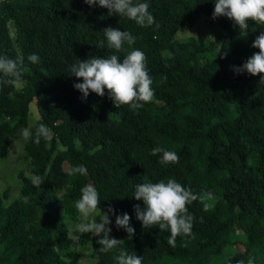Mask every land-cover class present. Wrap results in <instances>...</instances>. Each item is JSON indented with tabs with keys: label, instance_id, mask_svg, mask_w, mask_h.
I'll use <instances>...</instances> for the list:
<instances>
[{
	"label": "trees",
	"instance_id": "trees-1",
	"mask_svg": "<svg viewBox=\"0 0 264 264\" xmlns=\"http://www.w3.org/2000/svg\"><path fill=\"white\" fill-rule=\"evenodd\" d=\"M141 2L149 3L158 28L83 0H0V55L23 56L27 68L22 86L0 87V159L22 128L32 129L33 140L41 123L51 133L39 145L24 141L20 159L28 170L18 173L19 197L8 205L0 197V264H78L67 259L73 249L67 231L80 219L74 201L86 184L99 192L101 214L93 217L100 222L102 211L113 208L111 236L124 240L120 249L142 257V264H264V86L260 76L233 70L259 51L252 44L264 30L250 21L240 32L227 17L213 19L215 0ZM201 16L210 18L214 39H177ZM108 27L131 31L138 37L132 48L146 57L155 94L139 110L116 108L107 90L84 98L74 88L82 83L70 72L78 59L116 54L123 60L130 50L107 48ZM33 53L36 64L27 60ZM33 102L39 119L30 126ZM157 146L179 160L160 164V155H151ZM79 164L87 174L70 175ZM144 175L215 195L207 211L200 201L187 205L195 217L192 233L178 236L174 247L169 231L145 228L136 218L134 205H144L133 194ZM125 213L132 239L115 226ZM98 239L81 234L79 247L96 264H115L113 252H97Z\"/></svg>",
	"mask_w": 264,
	"mask_h": 264
},
{
	"label": "clouds",
	"instance_id": "clouds-1",
	"mask_svg": "<svg viewBox=\"0 0 264 264\" xmlns=\"http://www.w3.org/2000/svg\"><path fill=\"white\" fill-rule=\"evenodd\" d=\"M83 2L93 7L98 4L108 9L109 15L114 13L119 17L127 18L142 28L153 25L159 27L149 11V3L141 2V0H83ZM218 17H227L233 21L240 32L247 31L250 21L264 26V0H215L213 19ZM103 34L108 49L118 53L127 45L130 50L126 52L123 60L116 54L104 58L90 56L86 61L78 59L70 66V72L77 80H82V83L74 84V88L80 91L84 98H87L90 93L104 97L107 90V96L116 108L121 106H127L130 110L143 108L153 99L155 93L144 53L137 48H132L138 37L131 31H121L119 28L112 27L106 28ZM208 38L214 39L211 36ZM104 46L105 41L101 40L98 47L104 48ZM252 47L259 51L248 58L242 66L234 67L233 70L237 74L246 72L251 76H260L259 85L264 86V75H261L264 74V32H260ZM27 60L36 64L40 61V57L33 53L27 57ZM26 71L23 56L10 58L7 55H0V87L19 88ZM20 132L25 141L33 140L31 128H22ZM50 134L49 127L41 123L35 129L33 142L39 145L41 138L47 140ZM158 154L160 155L159 163L162 165L179 160V156L174 151L159 146L151 151L152 156ZM69 174L83 176L87 174V168L79 164L72 167ZM33 184L39 187L40 179L35 178ZM133 197L137 201H142L144 205L143 207L139 204L134 205L136 218L145 228L158 225L160 230L169 231L168 244L173 247L178 236L182 234L187 236L192 233L195 217L188 211L187 205L200 201L204 210L207 211L210 205L206 201L215 199L212 191L194 193L190 187L186 188L175 178L152 182L146 175L143 176V182L135 186ZM27 199L25 197V202ZM99 204L97 188L92 184L82 186L79 199L74 201V208L81 218L75 225V232L90 233L99 237L97 242L100 248L97 252L103 254L113 252L112 259L115 264H142V257L120 249L124 240L111 236L112 229L109 225L112 223L110 216L115 215L113 208L109 207L106 212L102 211L100 222L92 216L97 212ZM130 219L131 217L126 213L122 216L117 215L115 219L116 228H123L128 233V239H132L135 233V229L129 224ZM67 236L71 241L79 238L72 229L67 231ZM240 264L244 262L241 261ZM248 264H254V260L249 259Z\"/></svg>",
	"mask_w": 264,
	"mask_h": 264
},
{
	"label": "rangeland",
	"instance_id": "rangeland-1",
	"mask_svg": "<svg viewBox=\"0 0 264 264\" xmlns=\"http://www.w3.org/2000/svg\"><path fill=\"white\" fill-rule=\"evenodd\" d=\"M213 8H209V11H212ZM210 18L207 16H201L195 23V25L189 30H180L177 34V39H183L188 37H195L201 41L211 40L212 38H208L209 36L214 38L213 31L210 25ZM264 30V26L258 25ZM250 84L254 82V79L249 78ZM242 84V83H241ZM238 84L237 87L242 89L243 84ZM23 83L21 84V86ZM39 119V114L37 111L36 103L33 102L30 106V126L34 125L35 122ZM25 140L21 136V132H19L16 139L11 142L9 147L8 154L0 159V197L5 201V205L10 204L12 201L19 197V179L18 173L20 171H27V164L23 163L20 159V155L24 150V142ZM100 211L97 210L96 213H93L92 216L100 215ZM81 219V218H80ZM80 219L78 222H80ZM75 225L70 224L69 229H72L75 235L79 233L75 232ZM79 238L73 241V249L78 253V256L74 258L75 253L73 249L68 252L67 259L69 262L75 261L78 264H96L94 260L90 257V251L82 252V249L79 247L80 242ZM224 251L226 253L230 252L231 249L225 247ZM73 258V260H72Z\"/></svg>",
	"mask_w": 264,
	"mask_h": 264
}]
</instances>
